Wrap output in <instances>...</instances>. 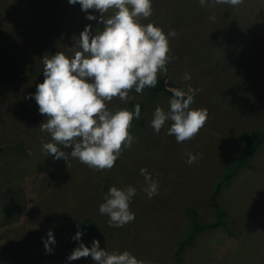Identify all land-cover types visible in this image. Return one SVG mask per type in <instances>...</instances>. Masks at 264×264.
<instances>
[{"label": "rangeland", "instance_id": "1", "mask_svg": "<svg viewBox=\"0 0 264 264\" xmlns=\"http://www.w3.org/2000/svg\"><path fill=\"white\" fill-rule=\"evenodd\" d=\"M152 7L141 23L177 33L162 75L195 92L190 107L206 108L208 119L192 139L177 143L166 134L171 122L158 134L150 127L154 109L167 110L171 95L133 89L128 101L113 98L109 108L132 110L142 102L144 111L129 129L132 147L113 168L96 171L77 159L45 156L42 141L51 137L39 128L44 117L35 100L25 97L43 81V56L72 55L69 47L84 26L98 33L103 24L87 20L80 5L67 0H0V264H92L90 257L66 260L76 246L71 237L77 225L89 217L98 224L94 235L82 238L87 246L95 237L109 252L128 250L145 264H173L189 228L186 209L211 219L210 193L223 166L243 149L240 131H264V0L237 7L152 0ZM185 72L190 80L183 79ZM188 153H199L198 161L188 165ZM249 161L253 166L242 167L220 194L233 233L201 232L195 245L185 247L182 264H264V138ZM141 167L159 181L152 199L142 190ZM112 185L136 188L130 204L135 219L120 228L110 227L98 211ZM49 229L56 239L51 253L41 241Z\"/></svg>", "mask_w": 264, "mask_h": 264}, {"label": "clouds", "instance_id": "2", "mask_svg": "<svg viewBox=\"0 0 264 264\" xmlns=\"http://www.w3.org/2000/svg\"><path fill=\"white\" fill-rule=\"evenodd\" d=\"M70 5L79 4L87 20L103 24L102 30L93 33L91 25H85L79 33L75 46L69 47L72 55L56 51L43 56V81L36 84L34 93L26 99H34L38 112L44 118L41 132L51 139L42 141V152L55 160L77 159L90 169L108 170L114 167L124 149L132 147L134 136L129 129L134 119H139L141 106L109 108L113 98L121 101L131 99L134 89L142 93L155 88L158 74L167 73L170 55V38L176 37L175 29L165 32L152 22L141 23L153 14L152 0H67ZM201 6L231 5L237 7L244 0H198ZM95 10L100 15L97 16ZM106 13H110L105 16ZM215 21V15L208 17ZM78 48L79 50H74ZM184 80L191 74L185 72ZM172 96L167 110L157 106L150 120V127L160 133L171 122L167 135L174 136L177 143L192 139L208 119L206 108H192L195 92L186 93L180 88L171 89ZM70 148V152L64 149ZM200 154L188 153L186 163L192 165ZM146 187L142 190L149 199L159 194V181L153 178L146 167L139 169ZM136 188L132 185L108 188L98 211L107 215L110 227L120 228L135 219L130 209ZM77 231L71 237L76 246L66 257L67 261L81 257L91 258L92 264H145L128 250L109 252L93 238L87 246ZM45 251L51 253L56 239L52 229L41 237Z\"/></svg>", "mask_w": 264, "mask_h": 264}, {"label": "trees", "instance_id": "3", "mask_svg": "<svg viewBox=\"0 0 264 264\" xmlns=\"http://www.w3.org/2000/svg\"><path fill=\"white\" fill-rule=\"evenodd\" d=\"M172 88H180L185 91V88L176 84L173 81H169L167 76L158 74V83L155 88H145L143 90L149 92L152 95L166 94L172 96ZM141 106V116L144 111V104L137 102ZM142 118V117H141ZM141 123L145 122V119L140 120ZM239 136L243 143V149L238 155H234L230 158L229 163L225 164L222 168V174L216 181L211 193H210V205L213 208V217L208 220H201L198 217V213L194 207H188L186 214L189 219V228L186 234L179 240L178 245L174 251L173 264L183 263L184 249L188 245H195L197 236L207 230H215L218 228H224L229 233H233L229 223V213L223 206L220 200V194L224 187H229L233 183L234 176L239 172L242 167H252L253 164L249 161L250 158L258 151L261 141L264 138V131L258 130L255 135L246 130H242ZM4 146L0 145V153L3 151ZM97 219L93 217L86 218L79 223L80 230L84 232L82 238H87L95 234L97 230ZM77 231V229H76Z\"/></svg>", "mask_w": 264, "mask_h": 264}]
</instances>
